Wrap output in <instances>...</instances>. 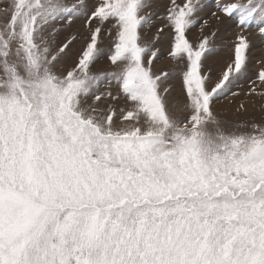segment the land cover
I'll return each instance as SVG.
<instances>
[{
    "label": "rangeland",
    "instance_id": "374dc122",
    "mask_svg": "<svg viewBox=\"0 0 264 264\" xmlns=\"http://www.w3.org/2000/svg\"><path fill=\"white\" fill-rule=\"evenodd\" d=\"M0 264H264V0H0Z\"/></svg>",
    "mask_w": 264,
    "mask_h": 264
}]
</instances>
